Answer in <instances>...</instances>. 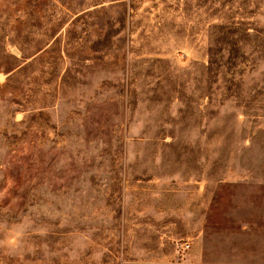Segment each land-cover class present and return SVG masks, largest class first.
Returning a JSON list of instances; mask_svg holds the SVG:
<instances>
[{"label": "rangeland", "instance_id": "1", "mask_svg": "<svg viewBox=\"0 0 264 264\" xmlns=\"http://www.w3.org/2000/svg\"><path fill=\"white\" fill-rule=\"evenodd\" d=\"M102 1L64 79V0H0V264L162 260L191 177L264 166V0Z\"/></svg>", "mask_w": 264, "mask_h": 264}, {"label": "crops", "instance_id": "2", "mask_svg": "<svg viewBox=\"0 0 264 264\" xmlns=\"http://www.w3.org/2000/svg\"><path fill=\"white\" fill-rule=\"evenodd\" d=\"M106 3L91 0L81 6L64 0V79L69 71L77 74L80 67H92L94 56L85 55L79 20ZM240 169L214 176L204 166L199 176L190 178L188 195L176 200L171 226L162 230L174 238L169 253L162 260L125 264H264V166L245 167L243 174ZM181 240L190 244L183 257L175 250Z\"/></svg>", "mask_w": 264, "mask_h": 264}, {"label": "built area", "instance_id": "3", "mask_svg": "<svg viewBox=\"0 0 264 264\" xmlns=\"http://www.w3.org/2000/svg\"><path fill=\"white\" fill-rule=\"evenodd\" d=\"M189 247H190V244L186 240L178 241L175 244V250L179 257H183L188 251Z\"/></svg>", "mask_w": 264, "mask_h": 264}]
</instances>
